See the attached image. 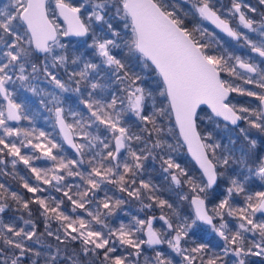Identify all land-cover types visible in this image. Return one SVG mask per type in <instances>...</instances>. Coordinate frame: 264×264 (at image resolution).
<instances>
[{
	"label": "snow or ice",
	"instance_id": "obj_1",
	"mask_svg": "<svg viewBox=\"0 0 264 264\" xmlns=\"http://www.w3.org/2000/svg\"><path fill=\"white\" fill-rule=\"evenodd\" d=\"M187 2L192 27L166 0H54L52 16L49 0L0 7V165L11 156L36 181L20 178L28 198L0 183V264H264V59L213 54L220 41L201 26L264 58V0ZM17 84L47 98L75 158L10 125L31 122ZM131 202L143 216L119 218Z\"/></svg>",
	"mask_w": 264,
	"mask_h": 264
},
{
	"label": "trees",
	"instance_id": "obj_2",
	"mask_svg": "<svg viewBox=\"0 0 264 264\" xmlns=\"http://www.w3.org/2000/svg\"><path fill=\"white\" fill-rule=\"evenodd\" d=\"M10 2V0H0V7L8 4ZM51 2V16L53 11L55 10V5H54V0H50ZM66 2H71L73 4L77 3V0H66ZM223 3L227 4L228 0H222ZM247 3H251L252 5H257L258 0H246ZM169 6L175 5L176 6V14L181 16L182 18L185 19V24L188 27H192L193 24L195 23H200L198 19L193 20L191 17H187L185 18L183 16L184 12H187L190 10L191 5L187 2V0H167L166 2ZM183 10V11H181ZM264 10V9H262ZM53 18L57 19L58 23L63 24V22L59 19L58 16H55ZM202 27L208 28V30L210 32H214L216 35V38L220 41V43L217 45L215 43V41L213 42V48L210 50L213 54H220V55H224L225 58H227V56L229 54L233 55V56H239L242 59H249L251 58V60L253 62L256 63H260L261 62V58L258 57V55L256 53L251 52L250 48L243 46V41L237 42L235 40H233L231 37H228L225 33H222L219 29H216L214 26L210 25L208 22H202ZM245 32H247L246 29H244ZM250 37L253 39H257L258 35L255 33H249ZM257 35V36H256ZM75 39V38H73ZM207 39V38H206ZM98 62V61H97ZM101 75H103V73H101ZM222 76L225 78L227 75L226 74H222ZM237 83H240L239 81H237ZM233 100L234 103H256L253 102V100L249 97H242L237 95L236 93H233V97L231 98ZM2 102V105H4L2 99H0ZM74 100V99H72ZM238 100V101H237ZM45 103H47L45 101ZM35 108L33 109L32 107V111L29 114L31 117V122H27L30 123L31 127L32 126L34 128H39L41 130H44L45 132L49 133L50 136L57 142V143H61L63 145L64 148V154L67 155L70 158H75V154L68 149L62 142L60 136L58 135V131L56 128L53 127V120L51 118V114L46 110L44 104H40L39 101H37V103L34 104ZM27 121V120H26ZM25 120H22V123H20L19 127L24 125ZM11 126H18V125H12ZM23 128H28V126H24ZM184 150V149H183ZM56 151V150H54ZM34 152V151H33ZM33 152H30L29 148H22L21 149V153L22 154H32ZM36 154L38 155L39 153L36 152ZM3 159L6 161L5 165H0V183H5L6 185L10 186L13 190H17L20 191L25 198L30 197L32 194L31 193H27L26 190H24L21 187V177L28 179L30 183L35 184L36 181L33 178V175L30 173L29 169L21 162L18 163L15 167V170H13L12 165H11V160L13 159L11 156H7L4 155ZM41 160H37L34 161L33 163H36L35 166L37 167H50L51 166V162L47 161V160H43V162H40ZM182 163H185L186 166H191V167H195V164L193 163V161L189 158L188 155L183 156V158L181 159ZM7 173V174H4ZM18 174V175H17ZM153 179L155 180L156 183H160V177L157 176L156 174H153ZM47 187V186H45ZM111 187V186H109ZM259 190V189H257ZM115 194L116 196H120L121 194L118 192H115V190L113 189L112 192H110V194ZM53 195L56 196L57 198L60 197V193L54 192L49 190V192L44 193V195ZM34 212L36 211L37 206L36 205H32ZM65 209L69 210L71 209V205L70 203H68L67 201L65 202L64 205ZM139 208V204L138 202H131L128 205L124 206L123 211L118 212L117 216L121 219H124L125 221H127L128 217L124 216L125 212H131L132 214H138L143 216V213H139L137 210ZM158 214V213H157ZM115 222V221H113ZM261 258L259 257H251L250 260L252 261H259Z\"/></svg>",
	"mask_w": 264,
	"mask_h": 264
},
{
	"label": "rangeland",
	"instance_id": "obj_3",
	"mask_svg": "<svg viewBox=\"0 0 264 264\" xmlns=\"http://www.w3.org/2000/svg\"><path fill=\"white\" fill-rule=\"evenodd\" d=\"M166 2H167V0H166ZM49 4H51L50 1H49ZM50 16H51V5H50ZM33 83L35 85H37L38 88H44V89H47L48 91H51L52 90V86L49 85V84H47V82H45L43 80H41L39 82L33 81ZM76 95L77 94H75V93H66V94H64V96L66 98L71 97V99H68V104H72L73 103V100L72 99L75 100ZM15 98H16V100H17L18 103H22V104L25 105V112L28 115L31 113L32 107H33V109L35 108L34 104L37 103V101H39L40 104H41V100L42 99H44L47 102V98L42 97L40 95H35L32 92L28 91L26 88L20 87L19 84H17L16 89H15ZM0 99H1V97H0ZM0 106H3L1 100H0ZM25 122L26 123H24V125H22L20 127H24V126H28V128L31 127L30 123H27V122H29L28 120L27 121L25 120ZM12 125H15V124H12ZM16 125H18V126H15V127H19L20 124H16ZM32 128H33V126H32ZM36 129L41 130V129L37 128V127H36ZM42 131H44V130H42ZM0 134H2V132H0ZM9 139H16V138H9ZM26 148H29L30 149V152L35 151V150L31 149L30 147H26ZM183 149H181V159L183 158V156L187 155L186 149L185 148H183ZM39 160H41L40 162H43L44 159L42 158V159H39ZM35 161H37V160H35ZM34 165H36V163H34ZM41 167H44V166H41ZM156 226L157 227H160V223L157 222ZM176 259L178 260L179 258L177 257Z\"/></svg>",
	"mask_w": 264,
	"mask_h": 264
},
{
	"label": "water",
	"instance_id": "obj_4",
	"mask_svg": "<svg viewBox=\"0 0 264 264\" xmlns=\"http://www.w3.org/2000/svg\"><path fill=\"white\" fill-rule=\"evenodd\" d=\"M60 19H61V21L63 22V19H62V17H59ZM230 97H231V95H230ZM1 99L3 100V98L1 97ZM3 102H4V104L6 103L4 100H3ZM22 121H20V122H15V121H12V122H10L11 124H20ZM57 129V131H58V133H59V129L58 128H56ZM178 131V130H177ZM59 136H60V134H58ZM60 138H61V140H62V137L60 136ZM62 142H63V140H62ZM63 144L68 148V149H70L74 154H75V152H74V150L73 149H71L66 143H64L63 142ZM186 149V148H185ZM187 155L189 156V158L191 159V156L187 153ZM192 160V159H191ZM193 161V160H192ZM193 163L195 164V162L193 161Z\"/></svg>",
	"mask_w": 264,
	"mask_h": 264
},
{
	"label": "flooded vegetation",
	"instance_id": "obj_5",
	"mask_svg": "<svg viewBox=\"0 0 264 264\" xmlns=\"http://www.w3.org/2000/svg\"><path fill=\"white\" fill-rule=\"evenodd\" d=\"M49 1H50V0H49ZM54 5H55V4H54ZM54 8H55V7H54ZM60 20H61V19H60ZM262 59H264V58H261V60H262ZM262 66H264V65H262ZM225 78H229V77L226 76ZM236 82H237V81H236ZM248 87H252V86H248ZM232 97H233V93L231 94L230 99H231ZM251 99L253 100V98H251ZM237 101H238V100H237ZM253 102H255V101L253 100Z\"/></svg>",
	"mask_w": 264,
	"mask_h": 264
}]
</instances>
